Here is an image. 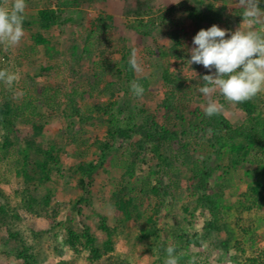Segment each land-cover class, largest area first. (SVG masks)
<instances>
[{
	"label": "rangeland",
	"instance_id": "rangeland-1",
	"mask_svg": "<svg viewBox=\"0 0 264 264\" xmlns=\"http://www.w3.org/2000/svg\"><path fill=\"white\" fill-rule=\"evenodd\" d=\"M11 4L0 0V8ZM26 4L22 40L12 47L0 44V70L16 77L11 85L0 81L6 111L0 114V202L8 208L0 215V264H164L169 246L179 264L193 257L195 264H248L255 248L264 262V193L258 206L244 195L255 181L264 186V154L250 147L245 160L231 163L232 153L218 145L213 128L222 118L231 127L249 128L247 114L240 103L215 92L211 99L224 107L219 115L205 116L201 106L208 98L197 89L204 84L200 77L211 73L186 62L200 29L215 24L229 34L239 27L264 33V14L250 26L238 0ZM259 7L264 13V0ZM45 10L55 19L48 27L39 21ZM133 49L139 72L129 66ZM132 81L143 86L141 97L132 94ZM95 101H112L117 124L135 131L132 138L115 139L99 159L108 119ZM143 128L165 132L166 138L158 140L159 152L148 142L137 158L135 137ZM259 133L264 137L263 129ZM51 143L58 162L47 166L43 182L27 183L20 167L27 161L38 176L32 164ZM201 170L208 171L206 187L199 184ZM215 187L223 190L220 201L213 197ZM122 188L140 214L124 221L116 217L113 199ZM96 213L115 234L110 250L89 261L83 246L68 240L67 230L80 237L86 229L98 247L105 246L107 233ZM25 249L24 258L18 252Z\"/></svg>",
	"mask_w": 264,
	"mask_h": 264
},
{
	"label": "clouds",
	"instance_id": "clouds-1",
	"mask_svg": "<svg viewBox=\"0 0 264 264\" xmlns=\"http://www.w3.org/2000/svg\"><path fill=\"white\" fill-rule=\"evenodd\" d=\"M238 3L244 8L243 22L250 26L262 22L261 15L264 13L259 7L260 0H238ZM26 7V0H12L10 9L0 8V44L12 47L20 43L24 36ZM192 44L187 65H202L211 73L200 77L204 84L197 89L208 98L207 103L201 106L205 116L219 115L224 107L211 99L215 92L228 103H244L264 90V33L244 31L239 27L229 34L213 24L206 30L200 29L193 37ZM129 66L133 71H141L136 49L131 52ZM15 79L14 74L0 70V81L11 85ZM130 88L136 97L144 93L143 86L137 81H132ZM195 260L193 257L189 264H195ZM164 264H179L174 246L167 247Z\"/></svg>",
	"mask_w": 264,
	"mask_h": 264
},
{
	"label": "trees",
	"instance_id": "trees-1",
	"mask_svg": "<svg viewBox=\"0 0 264 264\" xmlns=\"http://www.w3.org/2000/svg\"><path fill=\"white\" fill-rule=\"evenodd\" d=\"M52 11H41L39 14V21L42 23L44 27L50 26L52 23L55 22V19L52 18ZM204 83V81H203ZM94 106L98 112H101L102 114L107 115L108 119V126L106 127L105 134L107 137V141L103 143V146L101 149H99V154H97L96 158L99 159L100 153L104 152L105 150H108L109 147H111L113 141L115 139H123V138H132V134L135 132L133 131L131 127H128L127 125H120L117 124L116 117L112 111V107L114 106V103L108 102L106 105L101 104L100 102H94ZM240 107L244 111V113L247 114V121L249 122V128H245L243 126H235L231 127L229 122L222 118L220 120L221 123H216L214 125L213 130L216 131V135H214L218 145L223 148L226 147L227 150L232 153L231 163L233 165L239 164L241 161L245 160L247 154L249 153L250 147H256L258 149V152L264 154V137L260 135L259 131L261 129L264 130V96H257L253 99L240 103ZM22 109L21 106L17 107V111H20ZM16 111V110H15ZM14 111L15 115L17 113ZM6 111L4 110V106L0 105V114L4 115ZM5 120H9V118H6ZM163 129V128H162ZM159 135H157V133ZM144 137H143V136ZM137 140L138 145V151L136 152V157L141 158L145 150L147 148V143L150 142L152 145V151L153 152H159V142L158 140H161V138H166L165 132L161 131H155L153 133L152 131H148L145 128L141 130V134L139 136L135 137ZM56 146L54 144H48L41 149V156L43 157L42 160H36L33 162V166H35L37 171H39L38 176L31 173L29 169V162L25 161L24 164L20 167L19 173L22 175L23 179L27 183H33V182H43L45 178L48 177V169L47 166L49 164H56L58 162L57 155L53 154L54 149ZM160 159V155H158ZM259 164H262L263 162L260 161L259 156L254 157ZM81 169L84 168L83 166H80ZM208 171L201 170L199 175V181H200V187H206L207 180H206V174ZM249 173V171H247ZM92 171L86 173L87 174V180H90ZM80 181L83 183L84 180L80 179ZM157 188V187H156ZM156 194L159 193L160 189H153ZM211 190V189H210ZM215 192L213 193V197L215 201H220L223 198V190L221 192V189L218 187H215ZM264 193V186L261 184V182L255 181L253 184L249 185L246 190L244 191L245 196H250L254 198V202L257 203L258 206L259 202L262 201V194ZM215 195V196H214ZM114 205H115V212L116 217L120 218L121 221H124L126 219H129L131 216L134 215V213L139 214V205L137 202H135V199L133 196L129 195L126 188H122L119 191L115 192L113 195ZM217 199V200H216ZM214 201V202H215ZM72 208H78L76 206H73ZM8 208L6 207L4 202H0V215L7 213ZM122 213L123 217H120L118 213ZM99 217L98 226L100 229H102L105 233H107V240L105 241V246L98 247L95 243V239L90 235L89 232L86 231V229H83V235L79 237V235H76L73 230H67V238L68 240L73 244H78L80 246H83L86 250V258L89 261L97 260L101 255L110 250V247L108 243H110V240L112 236L115 234V228L110 226L107 222L104 215L101 213H96ZM140 215V214H139ZM138 215V216H139ZM214 215L216 213L214 212ZM217 220V216L215 217ZM79 251V249L77 250ZM255 255L250 256L248 260V264H264L261 255L259 253V250L255 248ZM21 257H27L28 256V250L25 249L24 251L18 252ZM110 264H122L118 261L112 260ZM236 264H239V262H236Z\"/></svg>",
	"mask_w": 264,
	"mask_h": 264
}]
</instances>
